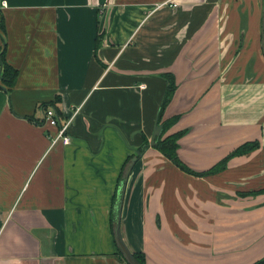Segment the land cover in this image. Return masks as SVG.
<instances>
[{
	"label": "crops",
	"instance_id": "obj_1",
	"mask_svg": "<svg viewBox=\"0 0 264 264\" xmlns=\"http://www.w3.org/2000/svg\"><path fill=\"white\" fill-rule=\"evenodd\" d=\"M264 0H0V264H252L264 256ZM101 34L100 46L95 39ZM264 45V40H263ZM1 61V59H0ZM178 116L182 172L153 148ZM78 109L69 145L43 120Z\"/></svg>",
	"mask_w": 264,
	"mask_h": 264
},
{
	"label": "trees",
	"instance_id": "obj_2",
	"mask_svg": "<svg viewBox=\"0 0 264 264\" xmlns=\"http://www.w3.org/2000/svg\"><path fill=\"white\" fill-rule=\"evenodd\" d=\"M100 41H101V34L98 35L95 39V48L96 49L100 46ZM0 59H1L0 62L2 64L1 79L4 82V84L6 85V87L9 89L12 87V85L15 81L17 71L5 62L4 53L0 54ZM164 77H165V80L167 81L168 84H167V89H166V92H165V95H164V98L162 101V105L160 107L159 119H158V124L162 126V133H161L160 137L158 139H156L153 149H155L157 152H159L164 158H166L168 161H170L174 166H176L182 172L189 174V175H192V176H195V177H204V176H208V175L217 174V173L225 170L228 161L230 159H232L233 157L250 153L259 147V143L257 141L243 143L242 145H240L236 149H234L231 153H229L224 159H222L221 161H219L218 163L213 165L208 170H206L204 172H196V171L191 170L186 164H184L180 160V158L178 157V154H177L178 140L182 134L181 133H173V134L168 133L170 128H172V126L177 122L179 117L175 116L173 118H170V119H167L164 121L161 120L162 115L164 113V109L171 102V99H172V97L174 95V91H175L174 90L175 89L174 78L170 75H164ZM42 108H43V110L47 109V108H54L55 109V104L54 103L44 104ZM147 144H148V141L146 139H144V146ZM144 146L139 148L136 152H142L143 153ZM134 158H136L134 153L130 154L126 158V160H125V162L121 168L122 172L120 174L118 183L122 179V177L124 175V171L127 169V167H126L127 164ZM259 194H264V188L260 189V190H256V191H251V192H242V193L239 192L238 193V195H240L242 197L259 195ZM118 252H119V250H118ZM119 255L122 258V260L125 261L120 252H119ZM133 255L140 264H145V256L143 255V253L139 252V253H134ZM252 264H264V256L261 259L253 262Z\"/></svg>",
	"mask_w": 264,
	"mask_h": 264
},
{
	"label": "water",
	"instance_id": "obj_3",
	"mask_svg": "<svg viewBox=\"0 0 264 264\" xmlns=\"http://www.w3.org/2000/svg\"><path fill=\"white\" fill-rule=\"evenodd\" d=\"M261 37H262V43L261 46L262 48L264 47L263 45V40H264V15H263V25H262V32H261ZM162 133V126L161 125H157L154 127L153 130V134L151 137L150 142L144 146V150L148 149V148H153L155 145V141L156 139H158L160 137ZM142 152H135V156L136 158L132 159L128 164H127V169L124 171V175H128V173L130 172V170L132 169V167L134 166V164L138 161L139 158H141L142 156ZM129 171V172H128ZM113 235H114V240L116 243V246L119 250V252L121 253V255L123 256L125 262L127 264H140L136 258L134 257L133 253L128 249V247L126 246L125 242L123 241V238L121 236V232H120V222L117 221L114 225H113Z\"/></svg>",
	"mask_w": 264,
	"mask_h": 264
},
{
	"label": "built area",
	"instance_id": "obj_4",
	"mask_svg": "<svg viewBox=\"0 0 264 264\" xmlns=\"http://www.w3.org/2000/svg\"><path fill=\"white\" fill-rule=\"evenodd\" d=\"M77 110L78 109H76L73 114L64 121L61 120L54 108H47L43 110V120L46 125L56 129L54 135L49 137L51 147H54L57 144H62L64 146L70 144L71 138L68 134V130L78 112Z\"/></svg>",
	"mask_w": 264,
	"mask_h": 264
},
{
	"label": "rangeland",
	"instance_id": "obj_5",
	"mask_svg": "<svg viewBox=\"0 0 264 264\" xmlns=\"http://www.w3.org/2000/svg\"><path fill=\"white\" fill-rule=\"evenodd\" d=\"M228 164V163H227Z\"/></svg>",
	"mask_w": 264,
	"mask_h": 264
}]
</instances>
